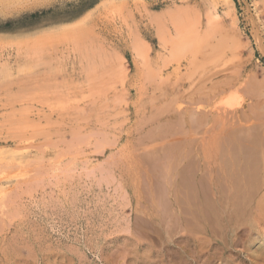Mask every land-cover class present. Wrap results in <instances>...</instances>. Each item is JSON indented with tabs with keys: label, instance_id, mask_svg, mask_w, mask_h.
Segmentation results:
<instances>
[{
	"label": "rangeland",
	"instance_id": "obj_1",
	"mask_svg": "<svg viewBox=\"0 0 264 264\" xmlns=\"http://www.w3.org/2000/svg\"><path fill=\"white\" fill-rule=\"evenodd\" d=\"M223 79L240 81L188 100ZM263 91L264 0H0V264H183L182 183ZM195 212L188 248L207 254Z\"/></svg>",
	"mask_w": 264,
	"mask_h": 264
},
{
	"label": "bare ground",
	"instance_id": "obj_2",
	"mask_svg": "<svg viewBox=\"0 0 264 264\" xmlns=\"http://www.w3.org/2000/svg\"><path fill=\"white\" fill-rule=\"evenodd\" d=\"M229 1V0H228ZM228 3V2H227ZM177 22V21H176ZM182 22V21H181ZM182 33V32H181ZM209 36V35H208ZM185 38V37H184ZM189 38V37H188ZM192 39V38H191ZM190 40V39H189ZM186 41V39H185ZM188 41V40H187ZM189 42V41H188ZM207 42V41H206ZM179 43V42H178ZM184 43V42H183ZM208 44V43H207ZM206 44V46H208ZM183 46V45H182ZM188 46L185 43V47ZM199 46V45H198ZM42 47V46H41ZM183 48V47H182ZM211 48V47H210ZM215 48V47H214ZM217 48V47H216ZM186 49V48H185ZM213 49V48H212ZM184 51V50H183ZM214 51V50H213ZM45 52V51H44ZM187 52V51H186ZM93 53V52H92ZM194 53V52H193ZM213 53V52H212ZM189 53H187L188 55ZM87 55V54H86ZM185 55V54H184ZM194 56V55H193ZM192 56V57H193ZM141 57V56H140ZM191 57V58H192ZM214 57V56H213ZM91 58V55H89ZM92 60V59H91ZM41 61V60H40ZM45 61V60H44ZM196 61V59L194 60ZM193 61V62H194ZM39 62V61H38ZM37 63V62H35ZM34 63V64H35ZM41 63V62H40ZM23 64V63H22ZM48 64V62H47ZM189 64V63H188ZM196 64V63H195ZM24 65V64H23ZM22 65V66H23ZM40 65V64H37ZM197 65V64H196ZM41 66V65H40ZM101 66V65H100ZM191 66V65H189ZM194 66V65H193ZM19 68V66H17ZM25 66H23L24 68ZM30 67V66H29ZM34 67V66H33ZM44 67V66H43ZM195 67V66H194ZM197 67V66H196ZM16 68V69H18ZM89 68V67H88ZM20 69V68H19ZM31 69V68H30ZM29 69V70H30ZM197 69V68H196ZM199 69V67H198ZM6 70V69H5ZM86 70V69H85ZM190 70V68H189ZM4 71V70H3ZM17 71V70H16ZM23 71V70H22ZM198 71V70H197ZM18 72V71H17ZM24 72V71H23ZM86 72V71H85ZM234 72V71H232ZM7 73V72H6ZM9 73V72H8ZM20 74V73H19ZM148 74V73H147ZM10 75V74H9ZM30 75V74H29ZM238 75V74H237ZM37 76V75H36ZM155 77V75H153ZM206 77V76H205ZM209 77V76H208ZM212 77V76H210ZM224 77V76H222ZM232 77V75H231ZM203 78V77H202ZM207 78V77H206ZM158 79V78H157ZM178 79V78H177ZM176 79V80H177ZM227 79V78H226ZM225 79V80H226ZM230 79V77H229ZM236 79V78H235ZM7 80V79H6ZM149 80V79H147ZM175 80V79H174ZM219 88H213L211 91L199 92L198 96L190 93L188 100L190 103L199 101H208L217 93H222L234 87L240 81L234 82L225 81ZM16 82V81H15ZM175 82V81H173ZM197 82V81H196ZM196 82H193L194 84ZM213 82V81H212ZM18 83V82H17ZM214 83V82H213ZM212 83V84H213ZM16 84V83H15ZM160 84V83H159ZM193 84V85H194ZM197 84V83H196ZM200 84V83H199ZM211 84V83H210ZM258 84V83H257ZM200 86V85H199ZM204 86V85H203ZM249 86V85H248ZM196 87V85H195ZM214 87V86H213ZM217 87V85H216ZM257 87V86H256ZM105 88V87H104ZM199 88V87H197ZM205 88V87H204ZM258 88V87H257ZM102 89V88H101ZM201 90V88H199ZM198 89V91H199ZM207 89V88H206ZM10 90V89H9ZM97 90V89H96ZM140 90V89H139ZM254 90V89H253ZM259 90V89H255ZM93 91V90H92ZM192 92V91H191ZM264 92V91H263ZM160 94V93H159ZM113 95V94H112ZM256 95V94H255ZM149 97V96H148ZM250 97V96H249ZM257 97H259L257 95ZM261 98V97H260ZM183 99V98H182ZM263 99V98H262ZM181 100V99H180ZM257 100V99H256ZM259 100V99H258ZM175 101V100H174ZM89 102V101H88ZM126 102V101H125ZM164 102V101H162ZM176 102V101H175ZM253 102V100H251ZM6 103V102H5ZM96 103V101H95ZM167 103V102H166ZM165 103V104H166ZM169 103V102H168ZM173 103V102H172ZM188 103V102H187ZM200 103V102H199ZM206 103V102H205ZM150 104V103H149ZM259 105V106H255ZM2 106V105H1ZM98 106V105H97ZM169 106V105H168ZM181 104H179V107ZM79 107V106H78ZM77 107V108H78ZM178 107V110L180 109ZM163 108V107H162ZM96 109V108H94ZM183 109V108H182ZM195 108H193L194 110ZM249 111L239 114L237 118L240 120H252L249 125H242L240 122L233 127L221 129L216 134H211L210 145L207 146L209 152L204 158L207 161H201L199 156L197 161L198 169L206 170V175H196L190 177L191 186L186 187L185 182L182 183L183 192L187 198L181 201V216L180 226L183 234L178 237V242L181 243L184 263L183 264H212L211 260L217 256L216 250H219L220 263L234 264L230 254L234 253L239 256V264H264V114H261L263 105L261 102H254L249 105ZM33 110V107H32ZM98 110V109H96ZM175 110V108H174ZM196 110V109H195ZM52 111V110H51ZM77 111V110H76ZM176 111V110H175ZM208 111V110H207ZM159 112V111H157ZM187 113L183 114L181 121L184 124L193 125V123H200L205 125L209 119L208 112L198 111L196 119L191 109L186 110ZM215 112V111H213ZM244 112V111H243ZM263 112V111H262ZM50 113V112H49ZM225 113V112H224ZM229 113V110H228ZM233 113V110H232ZM48 114V113H47ZM155 114V113H154ZM163 114V113H162ZM211 114V113H210ZM214 114V113H213ZM230 114V113H229ZM10 114H8L9 116ZM14 115V114H13ZM29 115V114H28ZM36 115V114H34ZM33 115V116H34ZM44 115V114H43ZM107 115V114H106ZM156 115V114H155ZM235 118V114H233ZM5 116V115H4ZM19 116V115H18ZM21 116V115H20ZM45 116V115H44ZM78 116V115H77ZM158 116V115H157ZM160 116V115H159ZM32 117V116H31ZM180 117V116H179ZM228 118V114L226 116ZM17 118V117H16ZM30 118V117H29ZM33 118V117H32ZM177 118V117H176ZM223 118V116H222ZM225 118V119H227ZM23 119V118H22ZM154 119V118H153ZM14 120V119H13ZM145 120V119H144ZM172 120V119H171ZM224 120V118H223ZM21 119H19L20 123ZM105 121V120H104ZM103 121V122H104ZM142 121V120H140ZM151 121V120H150ZM158 121V120H157ZM170 121V120H169ZM173 121V120H172ZM228 121V120H226ZM7 122V121H6ZM12 122V121H11ZM10 122V123H11ZM97 122V121H96ZM101 122V121H100ZM156 122V121H155ZM174 122V121H173ZM172 122V123H173ZM182 122V123H183ZM217 124L219 122L216 121ZM224 122V121H223ZM233 122V121H232ZM247 122V121H246ZM112 123V122H111ZM174 126V124H172ZM181 123V124H182ZM237 123V122H236ZM28 125V123H26ZM25 124V125H26ZM57 124V123H56ZM104 124V123H103ZM156 124V123H155ZM159 124V123H158ZM169 124V123H168ZM167 124V125H168ZM177 124V123H176ZM231 124V123H229ZM14 125V123H13ZM102 125V123L100 124ZM111 125V124H110ZM113 125V124H112ZM183 125V124H182ZM196 125V124H194ZM211 125V124H210ZM213 125V124H212ZM219 125V124H218ZM79 126V125H77ZM76 126V127H77ZM116 126V125H115ZM159 126V125H158ZM176 126V125H175ZM174 126V127H175ZM180 126V125H179ZM197 126V125H196ZM199 126V125H198ZM224 126V125H223ZM17 127V126H16ZM38 127V126H37ZM36 127V128H37ZM112 127V126H111ZM170 126H168L169 128ZM181 127V126H180ZM179 127V129H180ZM200 127V126H199ZM215 128V126H212ZM217 127V126H216ZM23 128V127H22ZM26 128V126H25ZM81 128V127H80ZM114 128V127H113ZM160 128V127H159ZM162 128V126H161ZM167 128V126H166ZM177 128V127H176ZM198 128V127H197ZM211 128V126H210ZM209 128V129H210ZM213 128V129H214ZM29 129V127H28ZM178 129V131H180ZM12 130V129H11ZM19 130V129H18ZM164 130V129H163ZM183 130V129H182ZM14 131H17L14 129ZM24 131V130H22ZM36 131V130H35ZM81 131V130H80ZM136 131V130H135ZM160 131V130H159ZM177 131V132H178ZM208 131V130H206ZM26 132V131H25ZM33 132V131H32ZM76 132V131H75ZM74 132V133H75ZM85 132V130H84ZM181 132V131H180ZM187 132V131H186ZM28 133V132H27ZM129 133V132H128ZM163 133V132H161ZM175 133V132H174ZM207 133V132H205ZM8 134V132H7ZM31 134V133H30ZM166 134V133H165ZM192 134V133H191ZM2 135V134H1ZM98 135V134H97ZM129 135V134H128ZM139 135V134H138ZM187 135V134H186ZM190 135V134H188ZM82 136V135H81ZM91 136V135H90ZM152 136V134H150ZM149 136V137H150ZM192 136V135H191ZM30 137V135H29ZM79 137V136H78ZM148 137V138H149ZM158 137V136H157ZM155 137V138H157ZM181 137V136H180ZM179 137V139H180ZM188 137V136H186ZM208 137V138H209ZM130 138V136H129ZM153 138V137H151ZM173 138V137H172ZM11 139V140H8ZM26 135L13 134L7 135L3 139L5 144L17 143L24 141ZM28 139V137H27ZM103 139V138H101ZM107 139V137H106ZM138 139V138H137ZM154 139V138H153ZM178 139V138H176ZM111 140V139H110ZM100 141V139L98 140ZM137 141V140H136ZM140 141V140H139ZM167 141V140H166ZM175 140H173L174 142ZM28 142V140H27ZM26 143V142H25ZM104 143V142H103ZM142 143V142H141ZM208 143V142H207ZM102 144V143H101ZM130 144V143H129ZM143 144V143H142ZM178 144V143H177ZM17 145V144H16ZM15 145V146H16ZM32 145V144H31ZM92 145V144H91ZM103 145V144H102ZM168 145V144H167ZM172 145V144H171ZM23 146V145H22ZM38 146V145H37ZM142 146V145H141ZM153 146V145H152ZM174 146V145H172ZM19 149L20 146H16ZM15 147V148H16ZM30 147V146H28ZM134 147V146H133ZM26 148V147H25ZM39 148V147H38ZM41 148V147H40ZM145 148V147H144ZM156 148V147H155ZM42 149V148H41ZM160 149V148H159ZM175 149V147H174ZM203 149V148H202ZM44 150V149H43ZM155 150V149H153ZM161 150V149H160ZM163 150V149H162ZM172 150V149H171ZM179 150V149H178ZM146 151V150H145ZM69 152V151H68ZM138 152V151H137ZM157 152V151H156ZM155 152V153H156ZM165 152V150L163 151ZM162 152V153H163ZM171 152V151H170ZM145 153V152H143ZM181 154V153H180ZM185 154V153H184ZM209 154V155H208ZM148 155V154H147ZM146 155V156H147ZM39 156V155H38ZM37 156V157H38ZM144 156V155H143ZM149 156V155H148ZM178 156V154H177ZM182 156V155H181ZM47 157V156H46ZM111 157V156H110ZM130 157V156H129ZM168 157V156H167ZM157 158V157H156ZM172 158V157H171ZM111 159V158H110ZM137 159V158H136ZM169 159V157H168ZM175 159V158H174ZM194 159V158H193ZM33 160V159H32ZM73 160V159H71ZM113 160V159H112ZM142 161V158H140ZM159 160V159H157ZM170 160V159H169ZM29 161V160H28ZM39 161V160H38ZM43 161V160H42ZM166 161V160H165ZM192 161V160H191ZM190 161V162H191ZM19 162V161H17ZM17 162L11 163L16 164ZM175 162V161H174ZM194 162V161H192ZM31 163V162H30ZM33 163V162H32ZM173 163V162H172ZM176 163V162H175ZM5 164V163H4ZM3 164V165H4ZM193 164V163H190ZM189 164V165H190ZM1 165V164H0ZM34 165V164H33ZM51 165V164H50ZM55 165V164H54ZM133 165V164H132ZM17 166V164H16ZM25 166V165H23ZM35 166V165H34ZM52 166V165H51ZM151 166V165H150ZM176 166V165H174ZM15 167V166H13ZM30 170V166H26ZM60 167V166H59ZM66 167V166H65ZM128 167V166H126ZM157 167V166H156ZM185 167V166H184ZM191 167V166H190ZM194 167V169H195ZM7 168V167H6ZM5 168V169H6ZM10 168V167H9ZM138 168V167H137ZM175 168V167H174ZM8 169V168H7ZM15 169V168H14ZM13 169V170H14ZM18 169V168H17ZM20 169V167H19ZM59 169V168H58ZM133 169V168H132ZM156 169V168H155ZM192 169L193 171H195ZM2 170V169H1ZM10 170V169H9ZM21 170V169H20ZM24 170V169H23ZM27 170V171H29ZM160 170V169H157ZM156 170V171H157ZM186 170V169H185ZM7 171V170H6ZM50 171V170H49ZM11 172V171H10ZM9 172V173H10ZM20 172V171H19ZM26 172V171H25ZM167 172V171H166ZM165 172V173H166ZM204 172V171H203ZM2 173V172H1ZM5 173V172H4ZM7 173V172H6ZM7 173V174H9ZM194 173V172H193ZM6 174V175H7ZM127 174V173H126ZM1 175V174H0ZM21 175V174H20ZM55 175V174H54ZM152 175V174H151ZM162 175V174H161ZM4 176V175H3ZM157 176V175H156ZM169 176V175H168ZM33 177V176H32ZM140 177V176H139ZM164 177V176H162ZM176 177V176H175ZM174 177V179H175ZM27 178V177H26ZM153 178V177H152ZM18 179V178H17ZM138 179V178H137ZM33 180V179H31ZM139 180V179H138ZM137 180V181H138ZM147 180V179H146ZM145 180V181H146ZM170 180V179H169ZM184 180V179H183ZM194 180V181H193ZM144 181V182H145ZM160 181V180H159ZM178 181V180H177ZM185 181V180H184ZM21 183V182H20ZM34 183V182H33ZM19 184V183H17ZM27 184V183H26ZM134 184V183H133ZM145 184V183H144ZM135 185V184H134ZM169 185V184H168ZM189 185V184H188ZM1 186V185H0ZM3 186V185H2ZM1 186V187H2ZM10 186V185H9ZM20 186V185H19ZM170 186V185H169ZM28 187V186H27ZM160 187V186H159ZM24 189V188H23ZM178 190V189H177ZM181 190V189H180ZM5 191V189H4ZM182 191V190H181ZM176 192V191H175ZM174 192V194H175ZM180 192V191H178ZM186 192L188 193L186 195ZM13 193V192H11ZM140 193V192H139ZM182 193V192H181ZM7 195V194H6ZM10 195V194H8ZM139 195V194H138ZM7 197V196H6ZM5 197V198H6ZM151 197V196H150ZM181 197V195H180ZM179 197V198H180ZM162 198V197H161ZM4 199V198H2ZM187 199V201H186ZM150 201V200H149ZM6 202V201H5ZM178 202V201H177ZM180 202V201H179ZM168 203V202H167ZM176 203V202H175ZM192 203L194 208H198L197 214L198 227L201 232L206 234L208 243V252L202 253L203 246L199 250L189 249V241L186 234L188 219L186 217L188 204ZM7 204V203H6ZM195 211V210H192ZM6 212V211H5ZM183 213L185 214L183 216ZM189 214V213H188ZM171 215V214H169ZM177 215V214H176ZM175 217V216H174ZM193 217V216H192ZM173 218V217H172ZM175 219V218H174ZM193 223V222H192ZM191 223V224H192ZM192 232V231H191ZM191 234V233H189ZM197 236V235H196ZM204 237V236H203ZM167 238V237H166ZM205 239V238H204ZM136 241V240H135ZM199 241V240H198ZM138 242V241H137ZM164 242V241H163ZM200 245L204 241H199ZM141 243V242H140ZM198 244V243H197ZM165 245V244H164ZM199 245V244H198ZM197 245V246H198ZM205 245V244H204ZM152 246V245H151ZM204 249V248H203ZM1 250V249H0ZM6 250V249H5ZM13 250V249H12ZM148 251V250H147ZM16 252V251H15ZM149 252V251H148ZM167 252V251H166ZM169 252V251H168ZM205 252V251H204ZM137 253V252H136ZM11 254V253H10ZM175 254V253H174ZM211 255V256H210ZM181 256V257H182ZM12 257V256H11ZM172 257V256H171ZM176 257V256H175ZM149 258V257H148ZM168 258V257H167ZM165 259V258H164ZM158 260V259H157ZM169 260V258H168ZM171 260H169L170 262ZM217 261V260H216ZM159 262V261H158ZM162 262V261H161ZM168 262V263H169ZM176 262V261H175ZM138 263V262H137ZM217 263V264H220Z\"/></svg>",
	"mask_w": 264,
	"mask_h": 264
}]
</instances>
